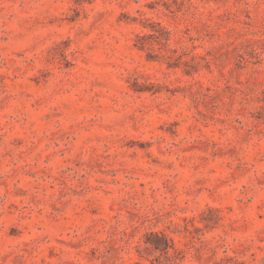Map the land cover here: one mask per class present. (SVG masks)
<instances>
[{"label": "rangeland", "instance_id": "rangeland-1", "mask_svg": "<svg viewBox=\"0 0 264 264\" xmlns=\"http://www.w3.org/2000/svg\"><path fill=\"white\" fill-rule=\"evenodd\" d=\"M0 264H264V0H0Z\"/></svg>", "mask_w": 264, "mask_h": 264}]
</instances>
